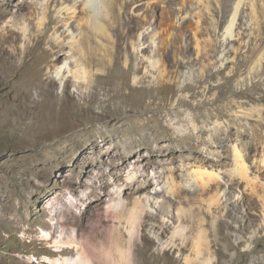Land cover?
<instances>
[{"label": "rangeland", "instance_id": "1", "mask_svg": "<svg viewBox=\"0 0 264 264\" xmlns=\"http://www.w3.org/2000/svg\"><path fill=\"white\" fill-rule=\"evenodd\" d=\"M70 1L63 4V0L58 3L51 0H0V264H63L66 258L74 263L77 254L60 257L52 247L54 242L62 236L80 242L89 219L95 213L89 205L99 201L101 207L98 211L103 212L111 198V189L124 183L125 173L131 168L138 172L144 170V163L134 165L133 161L126 159V152L120 146L121 138L126 139L130 135L134 139L139 138L130 133L129 126L137 121L136 124H142L148 116L137 107L139 99H144L145 103L172 95L173 100L182 97L204 101L222 96V101H234L232 109L224 112L225 117L207 122L209 130L217 125L226 130L227 124L235 119V113L264 109V0H250L254 1L252 6L245 7L246 20L248 16L252 17L250 29L226 41L222 60L219 58L222 50L220 39L226 26L224 13L228 9L227 0L139 2L141 5L134 9V15L140 19L141 32L147 33V37L143 42L137 37L136 42L139 39L138 42L141 41L146 50L132 53L127 67L123 64L124 58H121L112 67L106 68L107 71L102 66L94 68L95 72L96 69L101 72V78L96 82L98 89H105L108 82L124 81L126 86L123 91H129L136 99L113 97L106 104L89 95L84 85L79 87L71 73L77 70L75 59L78 55H71L68 51L71 44L79 39L78 22L72 23V26L70 22L58 31L45 27L48 17L56 16L57 10L70 4ZM115 11L117 13V8ZM129 16L131 11L123 12V17ZM56 17L58 22L67 16L58 14ZM117 29L121 30L120 23L114 21L111 43H106L113 53L118 46L124 47L123 39L115 33ZM168 35L174 43L169 53L165 40ZM58 37L65 46V56L54 64L61 67V72L65 68L64 78L70 79L64 96H61L64 83L60 85L61 73L55 88L50 89L44 83L47 72L53 70L49 49ZM158 46L159 54L156 53ZM175 55L176 58L184 57L188 63L178 66ZM252 66L253 70L248 74ZM137 67L141 68L137 76L143 77L146 82L133 85L132 78ZM160 73H168L171 84L159 86L156 77ZM148 81L151 86H147ZM179 109L195 110L188 106ZM207 109L215 108L203 106L204 111ZM197 123L187 120L171 126L173 141L170 145L183 152L184 157L188 156L185 134L194 133L206 124L201 120ZM240 123L244 126L249 124L243 117ZM254 125L257 126V123ZM104 137L109 139L106 145L108 154H102L90 143L100 142ZM195 145L199 157H193L186 163L187 171L217 174L218 180L224 183V173L231 170V164L214 166V155L220 150L202 143L197 146L196 142ZM228 145L243 149V145L235 141ZM122 153L124 157L121 158L119 155ZM206 156L212 161L204 159ZM253 160L255 162V158ZM182 162L183 159L178 156L169 167L180 166ZM260 165L264 168L263 163ZM152 169L153 176L161 175L162 183L168 182V175L161 167L152 165L148 169L149 174ZM102 174L105 176L102 177ZM117 176L120 179L115 180ZM249 178V182L240 184L235 198L230 201L232 206L223 198L219 211L225 215L226 209L232 208L234 213L249 219L255 226L262 220L264 170L251 172ZM99 180L104 184L100 186ZM176 182L184 184L179 179ZM185 184L196 188L192 183ZM137 186L134 183L124 186L122 197L126 213L130 212L133 197L137 195ZM150 190L162 189L152 184ZM208 197L202 196L199 201L189 203L184 196L179 199L171 196L169 211L175 212L180 201H184L181 206L185 210L192 204L195 211H206ZM63 202H67L75 212L82 224V232L64 233L57 225L61 217L55 212L62 210ZM158 215L154 208L152 217L157 220ZM224 219L231 221L229 217ZM145 230L151 244L142 245L145 251L138 256L139 264H156L157 261L158 264H183L185 253L182 258H176L177 248L161 250L165 237L159 238L150 227ZM43 232L50 234L51 240H42ZM232 232L234 237L230 244H241L226 251L227 243H222L227 258L236 257L238 260L234 264H257L264 256V228H260L252 240L248 239L249 233L244 237L235 230ZM150 255L153 256L151 260L147 258ZM220 264L226 263L220 261Z\"/></svg>", "mask_w": 264, "mask_h": 264}, {"label": "bare ground", "instance_id": "2", "mask_svg": "<svg viewBox=\"0 0 264 264\" xmlns=\"http://www.w3.org/2000/svg\"><path fill=\"white\" fill-rule=\"evenodd\" d=\"M51 1L58 3L61 0ZM63 1V4H65L68 0ZM141 1L144 0H71L70 4L57 10L56 16L58 14L66 15V19H60L56 22L55 18L57 17L51 15L45 23L47 29L53 28L58 31L70 22V26H72V23L78 22L79 39L71 44L72 47L68 51V53H72L71 55H78V58L75 59L77 70L71 73L74 79L77 80L79 87L84 85L89 95L98 97L99 103L104 102L106 104L113 97L136 99L131 97L129 91H123L126 86L124 81L108 82L105 89H98L96 82L101 78V72L99 69H96L95 72L94 68L96 66L105 67L104 69L110 68L114 62L121 58H124L123 64L127 67L132 53L146 50L145 47H142L143 43L140 42L146 39L147 33L141 32L142 23L134 15V9L141 5L138 4ZM182 1L186 3L188 0ZM253 2L250 0H227L228 9L224 13L226 26L220 39V42H222L220 59L225 51L226 41L232 40L240 32L245 34L249 31L252 17L247 15L248 19L246 20L245 7L247 5L252 6ZM115 8H117V13L114 12ZM128 10L131 11V16L123 17V12L125 13ZM114 21H119L121 30L117 29L115 33L124 41V47L118 46L115 53L106 44L110 42ZM137 37L141 38L140 42H138L139 39L136 42ZM165 40L167 41V49H169L168 53L172 52L170 50L173 48L174 43H171L170 35ZM159 49L158 46L157 54H159ZM49 51L53 58L51 61L53 65H50L53 70L47 72L44 83L50 89L55 88L56 79L61 73L59 77L60 85L64 82L61 96H64L67 89L66 83L70 82V79L68 77L64 78L65 68L61 72V67L54 64L65 56V46L59 37L55 38ZM175 63L178 66H184L188 63V60L184 57L176 58L175 55ZM245 63L246 60L243 64ZM253 66L249 69L248 74H251ZM140 71V67L134 70L136 75L132 78L133 85L146 82L143 77L137 76ZM168 73L157 75L156 81L159 86L171 84L170 79L167 77ZM108 77H110V74H108ZM147 86H151L149 81ZM101 90L103 93H101ZM143 100L135 101L142 113L148 114V116L145 117L142 124H136L137 121L129 126L130 133L138 135L139 138L134 139L132 135L126 139L125 137L121 138L120 146L126 152V159L133 161L134 165L144 163V170L138 172L131 168L125 173L124 183L120 186L115 185L111 189L109 194L111 198L107 201L103 212L98 211L101 207L99 201L92 202L89 206L95 210L94 217L89 219L87 230L82 233L81 241L78 242L74 238L62 236L54 242L52 246L54 251L60 257L73 253L77 254L74 263H71L72 259L70 261L66 258L63 264H139L138 256L145 251L143 247L151 244L145 230L146 227H150L157 232L159 238L165 237L161 243V250L177 248L176 258H182L185 253L182 258L183 264H220V261L226 264H234V261L238 259L236 257L228 259L227 253L222 250V243H227L226 251L229 248L240 246L241 242H238L236 246L230 244V240L234 237L233 230L242 233L244 237L249 233L248 239L252 240L256 236V232L260 228H264V207H261V222L254 226L249 219L234 213L232 208H227L225 215H223L219 211L220 201L224 198L225 202L229 201L230 206L232 204L230 201L235 198V193L239 190L240 184L251 180L249 174L253 171L260 173L264 170L263 166L260 165L261 163L264 164V109L255 108L252 112L235 113L233 114L235 119L227 124L226 130L221 129L219 125L209 130L206 128L207 122L225 117L228 110L232 109L234 101H222V96L220 99L213 98L204 101H191L182 97L173 100L172 95L159 97L157 101L151 99L144 103ZM205 105L215 109L204 111L203 106ZM185 106L195 110L179 109ZM99 109L101 108L99 107ZM101 111H104L103 108ZM225 111L226 113H224ZM253 113L254 115H252ZM242 117L249 122L248 125L244 126L240 123ZM186 119L193 120L196 123L201 120L206 124L194 133L187 132L185 134L184 138L188 143V156L184 157L183 152L172 148L170 144L173 141L171 126L186 122ZM254 121L257 126L254 125ZM231 141L243 145V149L237 145L230 147L228 144ZM196 142L197 146L202 143L209 148L220 150L217 155H214L216 161L211 162L214 166H224L228 162L231 164V170L224 173L223 179L226 178L224 183L218 180L219 175L217 174L187 171L186 163H189L193 157H199ZM90 143L94 148L99 149L102 154L109 153V149L106 147L109 139L104 137L100 142L91 141ZM119 156L124 157V153ZM178 156L183 159L182 164L169 167L170 164L176 162ZM204 159L209 161L210 157L206 156ZM162 161L166 163L161 164ZM152 165L161 167L163 173H167L168 182L162 183L161 175L153 176L155 174L153 169L150 172L151 174L148 173V169ZM104 176L102 174V177ZM117 179H120V177L117 176L115 180ZM176 179L182 180L184 184H178ZM131 183L138 185L135 192L137 195L133 197L130 212L126 213L122 194L124 186ZM185 183H192L196 188L186 186ZM103 184L99 180V185ZM152 184H156L162 190H150ZM206 195L209 196L206 211L204 209H201V212L200 210L195 211L192 204L185 210L181 206L184 201L179 202L180 204L177 205L175 212L171 213L169 211L171 196L176 199L184 196L188 198L189 203H192L199 201V198ZM52 206L51 204V208ZM154 208L159 213L157 220L152 217ZM55 215L61 217V220L57 221V225L59 224L62 232L83 231L82 224L78 222L75 212L67 202H63L62 210L55 212ZM224 217H229L231 221H226ZM70 227L74 229L71 231ZM41 239L44 241L51 240L50 234L43 232ZM152 257L150 255L147 258L151 260ZM156 264H158V261ZM257 264H264V256L259 258Z\"/></svg>", "mask_w": 264, "mask_h": 264}]
</instances>
